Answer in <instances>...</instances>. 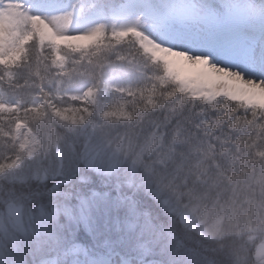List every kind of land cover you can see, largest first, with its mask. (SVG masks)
<instances>
[{"label":"snow or ice","instance_id":"snow-or-ice-1","mask_svg":"<svg viewBox=\"0 0 264 264\" xmlns=\"http://www.w3.org/2000/svg\"><path fill=\"white\" fill-rule=\"evenodd\" d=\"M23 2L32 30L15 48L5 46L0 64L20 61L24 45L37 34L43 42L42 29L53 31L56 25L60 33L75 22L74 4ZM97 13L101 19L78 35L57 34L55 45L79 40L87 47L105 35L147 37L156 47L178 54L179 62L202 70L191 84L177 80V98L205 93L203 98L211 103L218 96L231 98L233 85L264 88V0H118L100 6ZM62 59L57 52L52 62ZM120 63L109 62L111 73L102 69L97 75L93 70L78 86H63L60 77L55 87L42 83L37 89L39 99L33 104L40 107L32 108L34 118H47L52 129L62 130L57 151L50 133L44 159L36 150L42 138L27 139L20 129L28 125L18 120V160L6 165L0 176V264H264V220L259 227L250 222L248 234L240 236L225 234L216 222L196 233L198 242L176 231L177 222L188 217L189 202L211 191L194 176L181 175L177 167L178 161L193 159L194 144H203L200 113L193 117L190 110L188 115L180 110L150 122L148 131L142 129L136 137L141 151L134 167L127 160L110 162L119 161L122 154L116 152L106 126L92 133L83 128L86 121L106 119L117 110L109 105L106 91ZM168 69L166 61L165 70L172 75ZM65 98L70 103L65 105ZM70 114L82 115L76 120ZM223 121V116L217 118V140L226 136ZM153 128L160 155L144 150ZM174 136H183V142L177 144ZM25 150L27 161L22 159ZM165 154L171 157L166 162ZM12 168L16 170L8 171ZM209 170H214L211 164ZM160 179L175 185L171 198L163 194Z\"/></svg>","mask_w":264,"mask_h":264},{"label":"trees","instance_id":"trees-1","mask_svg":"<svg viewBox=\"0 0 264 264\" xmlns=\"http://www.w3.org/2000/svg\"><path fill=\"white\" fill-rule=\"evenodd\" d=\"M132 41L131 37L114 41L112 37L106 35L101 44L98 45L100 47L98 54L97 50H93L91 47L75 50L70 45L65 46V50L62 51V48L52 42L42 45L41 48L44 49L40 48L41 50L38 52V48L31 47L32 40L27 42L24 45L26 51H24L22 59L16 64L10 65L9 74L11 77L6 76L7 72H3L2 64H0V90L5 91L8 97L18 98L21 105L16 109L0 110V145L6 147L7 151L10 150V155L15 153L12 152L15 148H13L14 143L12 147L4 143L3 137H1V129L8 126L7 128L11 130L12 124L22 118L27 119L28 124L31 125V129L39 136V139H43L44 133L52 130L53 136L57 140L62 135V130L51 129L50 121L47 118H34L35 113L32 111L33 106L31 104L34 96L38 93L37 89L41 87L42 83L44 85L51 84L52 87H55L60 77L64 78L63 86H65L66 80L70 83H76L83 79L89 80L93 70L97 75L102 69H107L110 73L112 71L108 67L110 61L118 59L122 65L133 57L134 53L130 51L137 50V48L135 45L133 47ZM29 48H31L30 51H28ZM51 51H59L65 55L62 65L58 64L59 61L53 64V58L44 55ZM135 52H139L138 55L141 54V51ZM85 54L88 56H83ZM153 66L155 63L150 62L149 67ZM117 67L124 69L119 65ZM69 74H72L71 79H69ZM150 83L151 81L145 77V82H139L135 88L139 92H143L150 88ZM156 86L151 87L154 93L152 100L155 110L151 113H145L146 109L141 107L143 110L140 113H145L144 123L163 121L166 117H170L174 112L180 110H183L185 115H188L190 110L193 117H196L197 113L201 114L199 122L203 144L196 143L192 146L193 159L185 158L177 162V167L181 169V175L194 176L206 191L211 189L207 196L213 199L218 197L219 200L221 198L223 200L229 199L233 204L257 205L264 210L263 158L250 161L249 155L246 153L243 157H238L240 151L247 153L258 151L264 154V108L248 106L225 97H217L211 103L189 96L187 99L183 96L177 98L175 93L166 92L165 88H156ZM54 102L60 103L59 100ZM64 103L66 105L70 101L65 98ZM132 116L134 117L133 114ZM221 116L224 117L226 136L221 140L216 139L214 141L212 137L217 138L219 136V132L216 131V121ZM88 121L90 122V120ZM160 132L161 134L165 132L164 127L160 128ZM173 139L177 144H180L184 137L174 136ZM158 152L160 153V151ZM37 153L40 159H44L47 156L48 148H41ZM197 153H199L198 157ZM166 158L171 159L168 155ZM22 159L27 161L30 157L26 155L22 156ZM210 164L214 170H209ZM183 229V223L177 222L176 230Z\"/></svg>","mask_w":264,"mask_h":264},{"label":"rangeland","instance_id":"rangeland-1","mask_svg":"<svg viewBox=\"0 0 264 264\" xmlns=\"http://www.w3.org/2000/svg\"><path fill=\"white\" fill-rule=\"evenodd\" d=\"M59 2L69 6L73 4L76 5L77 15L75 18V22L71 24L70 30H65L60 33H57L55 31L56 25H52V28L54 29L53 31L42 29L44 33L43 42H41V39L38 34L35 38L32 39L31 47L35 46V49L38 48V52L41 49H44L41 47L45 43L49 44L50 42H52L53 44H55V38L57 34L65 36L78 35L80 31L88 28L93 22V20L101 19V17L97 13V9L100 6L111 5V0H59ZM23 9V0H0V14L7 16L9 19L6 32L2 37H0V59L4 58L2 53L4 52V48L6 45L10 49L15 48L19 44L20 39L32 30L31 23L27 18V13ZM105 19L110 18L105 17ZM5 24H7V22ZM105 36L102 39H98L92 45L87 47L83 46L79 40H68L65 41L63 44H59L58 46L62 48V51H64L65 46L67 47L68 45L72 46L75 50H83L91 47L93 50H97L98 54L100 51V47L98 45L101 44V41L105 38ZM107 36L111 37L110 35ZM131 39L133 40V47L135 45V48H137L138 51H141V54L138 55L139 52H135L137 50L130 51L134 53L133 57L130 59V61L128 60L122 65L119 64V66H122L124 69H120V72L118 74L110 75L109 78L111 79V83L108 85L106 91L107 101L109 105L115 106L117 110L114 111L112 115L106 119H93L90 120V122L86 121V123L83 125V128L86 129V127H88L87 132L92 133L93 131L99 132L101 125L106 126L104 128V131L111 132V138L115 150L118 154H122L119 161L113 159L110 162L112 164H117L123 162L124 160H127L129 163V167H134L139 162L138 154L141 151V149L137 147L136 137L141 135L142 129L144 131H148L149 129L150 123L143 122L145 113H151L155 110L154 102L152 100L154 97V93L151 87H155L157 85L156 88H165L166 92L175 93V91L173 90V85L176 84L177 80L184 81L186 84H191L196 80L197 77L202 75V70L198 69L196 71L197 73H193L191 75L192 78H186L185 72L187 66L184 63H181L177 68H175L173 64L174 62L167 61L169 65L168 71L172 73V75H168L165 70L166 61L159 57V54H167V50L156 47L150 40L147 39V37L136 36L131 37ZM119 40L122 39H114V41ZM30 49L31 48H29L28 51H30ZM55 53L57 52L51 51L46 52L44 55L48 58H53ZM60 54L62 57L65 56L62 53ZM83 56L88 55L85 54ZM63 60L64 57L58 62V64L62 65ZM150 62L155 63V66L149 67ZM10 65L12 64H2L3 72L6 71V76L8 77H11V74H9ZM166 76V79H162V77ZM145 77L147 78V80L151 81L150 88L145 89L146 91L144 90L143 92H139L135 88V85L141 81L145 82ZM87 81L83 79L79 80L76 83H70L66 80L65 86H68L70 84L78 86L80 84L86 83ZM121 84H123L124 86L121 87ZM176 91H180V89L177 88ZM104 94V92L101 93L102 96ZM204 95L206 94L197 93L195 99L205 100L203 98ZM189 97L193 98L191 94H189ZM225 98L233 101L242 102L248 106H260L264 108V102L261 101L246 100L243 98ZM38 99L39 94L37 93L36 96H34L33 101H36ZM33 101L31 105L39 109V104H33ZM13 103H15L16 105L15 108L11 107ZM4 105H7V107H5ZM19 106L21 105L20 100L18 98L8 97L6 96L5 91L0 90V110L3 111L16 109ZM142 106L146 109L144 114L140 113L141 110H143L141 109ZM119 109L123 110L121 111ZM132 114L134 115V117L132 116ZM70 115H72L76 120H79L82 114ZM18 120H24L28 125L27 128L22 126L20 129L21 131L27 133V139L31 140L32 137L39 139V136L31 129V125L28 124L27 119L22 118ZM18 120L12 124L11 130L7 128L8 126L2 127L1 129V137H3L4 143L11 147L14 143L15 146H13V148H15L12 150V152L15 153L13 155L11 154V156L9 153L10 150L7 151L6 147L0 145V160L2 161L0 163V176L5 173L6 165L11 164L15 160H18L17 153L20 151V142L15 138L16 125ZM155 131V128H153L151 132H149L148 141H146L144 144V150L148 155H151L154 152L157 155H160V153L158 152L160 149V141L159 138L155 136ZM49 132L52 133V149L53 151L58 150L56 138L53 136L54 134L52 130H49L44 133V138L42 139V146H36L37 152L41 148H48V139L50 135ZM212 139L216 141L217 138L212 137ZM65 149L67 151V147ZM245 153L249 155L250 161H257L259 158H263L262 163L264 164L263 153L258 151H254L251 153L240 151L238 157H243ZM26 155L27 150L22 153V156ZM166 156L167 154H165L164 156L165 162L168 161V158L165 159ZM15 170V168H12L8 171ZM159 184L163 194L169 196V198L176 194L175 192H173V188L175 187L174 184H169L163 179L159 180ZM261 220H264V210H262L261 206H251L246 205L244 203H242L241 205L233 204L229 201V199L223 200V198H221L219 200L218 197L216 199H213L212 197L207 196L205 194H200V197L198 199L189 202L188 217L183 223L184 229L176 231L180 236L184 237L185 239H190L193 242H198L199 237L196 236V233L205 231L210 225H213L216 222H219V226L225 234L233 233L237 236H240L248 234L250 222L251 226L259 227ZM252 234L255 235V233ZM49 264H51V261H49Z\"/></svg>","mask_w":264,"mask_h":264},{"label":"bare ground","instance_id":"bare-ground-1","mask_svg":"<svg viewBox=\"0 0 264 264\" xmlns=\"http://www.w3.org/2000/svg\"><path fill=\"white\" fill-rule=\"evenodd\" d=\"M8 17L0 14V37L4 35V33L7 30L8 27ZM7 22V24H5ZM159 57L163 59L164 61H172L174 62V67L177 68L181 62H179V56L178 55H173L171 52L168 51L167 54H159ZM198 69L193 68L190 66H187L186 72H185V77L186 78H192V74L197 73ZM231 98H243L246 100H257L264 102V88H254V87H249L245 86L242 84H237L232 86V95ZM29 133V132H28Z\"/></svg>","mask_w":264,"mask_h":264}]
</instances>
